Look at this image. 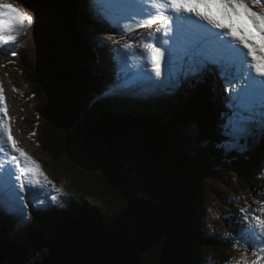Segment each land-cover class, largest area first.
<instances>
[{"label": "trees", "instance_id": "trees-1", "mask_svg": "<svg viewBox=\"0 0 264 264\" xmlns=\"http://www.w3.org/2000/svg\"><path fill=\"white\" fill-rule=\"evenodd\" d=\"M74 1L70 0V13L80 37L76 54L87 69L83 114L69 131L58 130L38 114L36 137L40 152H44L54 165L53 177L59 174L61 161L77 160L79 151L82 154L89 150V154L85 153L87 158L83 157L88 160L91 169L88 170L89 176L78 178L79 181L66 180L69 190L80 187L83 192L82 196L69 203L68 208L58 210L56 205L45 216L40 211L36 213L29 203V217L23 213L19 220H14V224H10L13 222L11 216L0 215V264H32L36 257L42 259L50 247L81 218L88 217L100 225L110 223L135 191L146 192L159 200L164 214L160 241L151 253L141 257V264H224L230 261L233 252L238 254L237 248L233 249L231 245L233 241L228 236L218 240L204 233L202 222L197 218L203 210L201 183L206 177L214 175L213 170L218 164L230 162L237 178L247 189L254 192L264 188V138L257 133V137L242 139L238 148L228 152L229 148L220 134L227 93L218 79L215 82L214 77H210L213 73L199 80L184 82L183 87L180 85L179 97L166 107L165 112L154 114L156 105H153V99L140 104L133 101L131 106L127 96L120 104L129 110L122 108L114 111L115 114L109 112L108 107L113 106L108 99L99 98V95L102 96L100 89L104 77L100 78L91 70L96 61V32L91 28L92 22L80 13L85 0H77V6L72 5ZM91 13L90 17L95 18ZM98 16H101L100 13ZM80 17L86 20L77 22ZM13 52L16 54L13 55ZM5 57L9 67L32 84L34 94L41 102L35 107L39 112L46 105L47 97L36 84L35 58L31 48L13 49ZM169 98H165L164 102H168ZM110 99L113 100L112 97ZM203 124L210 130H206L209 133L198 132ZM192 138L196 147L190 151L185 146L191 144ZM109 144L113 148L106 153L114 156V162L112 159H101L103 153L93 155ZM5 199L8 204L13 201ZM185 214L190 216L186 223L181 219ZM12 225L27 227L23 243L11 239ZM164 231L176 233L178 238L172 242V237L170 242L168 233L163 239Z\"/></svg>", "mask_w": 264, "mask_h": 264}, {"label": "snow or ice", "instance_id": "snow-or-ice-1", "mask_svg": "<svg viewBox=\"0 0 264 264\" xmlns=\"http://www.w3.org/2000/svg\"><path fill=\"white\" fill-rule=\"evenodd\" d=\"M104 3L120 18L118 23L132 22V27L125 29L127 32L157 26L148 37L138 41L137 46L142 49L139 68L132 70L128 65L126 71L117 67L118 79L111 92L134 90L144 80L153 88L174 87L213 73L227 93L220 125L225 143L235 146L257 133L264 138V0H104ZM33 23L22 7L0 0V46L16 42ZM156 33L167 38L163 41L165 47H161ZM128 47L132 45L125 46ZM3 103L0 88V104ZM3 112L7 117V106ZM0 128L11 149L10 153L5 152L4 139L0 138V153L10 156V162L0 158V215H12L15 210L5 197L23 199L19 194L40 185L39 178L44 174L17 146L9 125L0 120ZM21 158L25 166L20 165ZM28 176L32 180L26 187L23 178ZM251 219L260 229V233L250 226L243 229L259 241L248 244L255 249L251 264H264V218L252 215Z\"/></svg>", "mask_w": 264, "mask_h": 264}, {"label": "rangeland", "instance_id": "rangeland-1", "mask_svg": "<svg viewBox=\"0 0 264 264\" xmlns=\"http://www.w3.org/2000/svg\"><path fill=\"white\" fill-rule=\"evenodd\" d=\"M88 1L89 0H85L86 4H81L82 9H79L80 13L82 16H84V18L92 22L91 28L93 31H95L96 29L100 30V36L95 35L94 44H96V49H94V52L96 55V61L91 66V70L97 73L98 76L102 78L104 77L102 80L103 85L101 86V89L99 88L101 95L109 93L117 95V92L120 91H117L115 93H112L110 91L118 79L116 74L112 77V71H110V69L113 68L114 63L115 66L118 65L119 67H124L126 71L128 65H131L132 70H136L137 68H139L141 64L139 56L142 52V49L137 46L138 41L141 39V37H148L151 32L155 31V28L157 26H153L152 28H141L136 32H127L125 31V29L132 27V22L118 23L117 21L120 18L114 13H111L108 8H104V12L101 11L100 14H103L106 17L110 15L108 22H111V24L106 25L107 20L100 21L99 23L98 20L90 17L91 10L88 8ZM5 2L13 4L16 7H22L26 14L33 18L34 23L27 29L26 33L20 34L17 38V41L14 42L16 44L19 43L20 45L26 46L29 49L31 48L32 50L34 47V45L32 46V35L34 25L36 24V15L32 11L22 6L19 0H5ZM77 2L78 1L75 0L72 5H76ZM91 15L93 14L91 13ZM84 18L80 17L79 21L77 20V22L82 23L86 20ZM156 35L160 36L161 47H165L163 41L167 38H164L162 33H156ZM126 45H132V47L125 48ZM109 47L112 51L111 54L108 53ZM1 55L2 52H0V88L3 89L4 103L0 104V112L3 113V121L9 125L12 136L17 141V146L22 149L26 153V155L36 163V165L39 166L40 170L44 174L39 178L41 182L40 185H36L30 188L28 192L20 193V195H23L25 200L26 198L35 199L42 196V190H45L46 193L49 192L53 194V196L55 197V200H53V205H51V203L48 201H44V205L42 207L35 208L36 213L37 211H40L43 215L46 216L47 213L52 210V208L56 207V205H58V210L59 207L62 209H66L68 208L69 203H71L72 200L78 199L79 196H82V189L78 187L69 190L66 187V180L73 179L72 181H79L78 178L87 175L89 176L88 168L81 163L75 162L74 160L71 161L69 159H63L60 163V170L58 171L59 174L54 176L57 177V179L53 180L54 165L50 158L44 152H40L41 149L37 144L36 132L38 125L36 124V122L39 112L36 111L35 107L37 105H41V102L35 96L32 84L27 83L24 78L20 76V74L14 71V68H10L9 65H7L8 62H6L1 57ZM12 66H15V64ZM150 69L151 64L148 65L149 73ZM34 73L36 77L35 79H37L35 68ZM151 75L154 77V73H152ZM99 86L100 83L98 82V87ZM139 87L146 88L147 90H145L144 95L136 97L134 99V103L140 104L145 102L147 99H153V105H156V107H154L153 109L154 114H157L158 111L165 112L166 107L169 106L170 103L172 104L173 102H175L179 97L178 92L176 91L178 89V85L174 87L161 86L160 88H153L152 84L149 81L144 80ZM181 87H183L182 84ZM163 89L172 90L168 93H165L163 92ZM167 97H170L168 102H164L165 98ZM115 99L108 100V103L111 104V102H113ZM116 103L117 102H114L113 105L111 104L113 108L108 107L110 109L109 112L119 111L123 109L129 110L127 107H121L120 103H118L120 105H116ZM134 103L132 102L131 106H133ZM5 106H7V117L4 116L3 112ZM122 122H124V120ZM205 126L206 125L203 124L198 132L206 131L208 128ZM193 131L196 132L195 129H193ZM208 131L210 130L208 129ZM208 131H206V133H209ZM183 133L186 135V131H184ZM190 141L191 144L187 143L185 148L192 151L196 146L195 143L192 142L194 141L193 138ZM225 146L231 150L239 147V145L229 146L226 143ZM67 157L68 156L66 154V158ZM79 159L86 160L80 153ZM21 160L22 161L20 162V165L25 166L22 158ZM232 166L233 165L230 162H222L221 164H218V166H216L215 170H213L214 175L212 174L211 177H206L205 179H203L201 183L202 197H200L203 210L199 212L197 218L202 222L204 233L212 235L218 240H222L225 236H228L229 240L233 241L231 242V245L233 249L237 248L236 252H238V254L235 255V252H233L234 259L228 264H251V261L255 259V257L252 256V251L255 249L248 247V244H252L254 242L259 243V241L255 239L251 232L243 229H245V226H250L254 227L257 233H260L258 225H256V222L252 220L251 217L252 215H256L264 218V193H261L258 190H254V192H252L250 189H247L243 181H241L239 177L237 178V175L236 173H234ZM230 173H232L233 175ZM45 177L47 179H45ZM23 179L25 186L28 187L29 182L32 180V177L28 176L24 177ZM19 204L22 205L21 201H19ZM18 207L22 210L25 217H29L28 213L30 209L25 212V210L21 206ZM13 215H15V212L12 215L7 216ZM188 217L190 216L185 214L181 217V219L184 223H186L187 219H189ZM244 217H248V219L244 220ZM82 219L89 218L85 217L81 218V220ZM12 221L13 222H10V224H14V218ZM11 229V239L19 243H23L25 236L27 235L25 229L17 227L15 225H12ZM168 233L169 232L164 231L163 239ZM171 234L172 232L169 233L168 239L171 242L170 238L173 237V242L174 239L178 238V234ZM183 235L186 236L185 232ZM11 239L9 241H13ZM39 258V256L36 257L37 260H34L32 264H36L37 262H39V260H41Z\"/></svg>", "mask_w": 264, "mask_h": 264}, {"label": "water", "instance_id": "water-1", "mask_svg": "<svg viewBox=\"0 0 264 264\" xmlns=\"http://www.w3.org/2000/svg\"><path fill=\"white\" fill-rule=\"evenodd\" d=\"M19 2L36 15L32 42L36 84L47 97V105L39 115L60 131H68L82 117L87 75L76 54L80 38L70 13L71 2ZM43 46H48L45 52ZM111 148L112 144L103 146L93 155L103 153L101 159L114 162V156L106 153ZM85 153L89 154V150ZM85 153L82 155L86 157ZM74 161L91 169L88 160L77 157ZM163 217L159 200L146 192L135 191L110 223L101 226L90 219L76 221L36 264H140V257L152 252L161 237Z\"/></svg>", "mask_w": 264, "mask_h": 264}, {"label": "bare ground", "instance_id": "bare-ground-1", "mask_svg": "<svg viewBox=\"0 0 264 264\" xmlns=\"http://www.w3.org/2000/svg\"><path fill=\"white\" fill-rule=\"evenodd\" d=\"M100 15L102 16V14H100ZM70 17H71V16H70ZM91 18H92V17H91ZM109 18H110V15H108V17H107V22H108V19H109ZM73 24H75L74 21H73ZM34 27H35V25H34ZM109 27H110V26H109ZM75 29H76V26H75ZM76 31H77V30H76ZM75 33H76V32H75ZM33 34H34V28H33ZM76 35H77V33H76ZM33 36H34V35H32V38H33ZM77 37H78V35H77ZM57 39H58V38H57ZM57 39H56V40H57ZM58 43H59V42H58ZM58 43H57V44H58ZM47 47H48V46H43V50H44V52H45V49H46ZM49 49H50V48H49ZM99 60H100V59H99ZM106 69H107V67H106ZM111 69H112V68H111ZM211 74H212V73H211ZM100 78H102V77H100ZM38 86H39V85H38ZM40 88H41L42 92L45 93L44 90L42 89V87H40ZM99 88H100V86H99ZM120 92H125V91H120ZM112 93H113V92H112ZM45 95H46V94H45ZM112 98L115 99L114 97H112ZM108 100H111V99L109 98ZM129 100H130V101H129ZM133 101H134V100H133ZM133 101H131V99H128L129 104H131ZM114 102L120 103L121 101H119V100L116 98L113 102H111V104L113 105ZM58 130H59V129H58ZM69 130H70V129H69ZM69 130H68V131H69ZM81 155H82V154H81ZM82 156H83V155H82ZM41 216H42V215H41ZM79 220H81V219H79ZM79 220H78V221H79ZM82 220H83V219H82ZM90 220H92V219H90ZM93 221H94V220H93ZM159 241H160V239H159ZM159 241H158V243H159ZM158 243H155V247L158 245ZM155 247H154V248H155ZM154 248H153V249H154ZM148 254H149V253H148ZM145 255H146V254H145ZM142 256H143V255H142ZM142 256H141V257H142ZM141 257H140V258H141Z\"/></svg>", "mask_w": 264, "mask_h": 264}]
</instances>
